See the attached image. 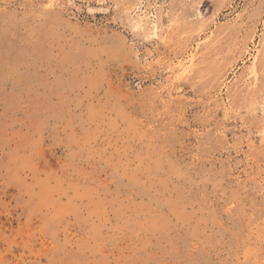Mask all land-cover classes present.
<instances>
[{"label": "rangeland", "instance_id": "rangeland-1", "mask_svg": "<svg viewBox=\"0 0 264 264\" xmlns=\"http://www.w3.org/2000/svg\"><path fill=\"white\" fill-rule=\"evenodd\" d=\"M0 264H264V0H0Z\"/></svg>", "mask_w": 264, "mask_h": 264}]
</instances>
